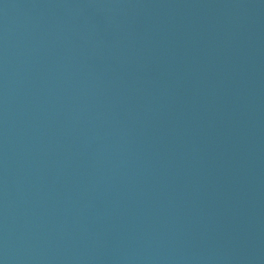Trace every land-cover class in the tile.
Listing matches in <instances>:
<instances>
[{
    "label": "water",
    "instance_id": "1",
    "mask_svg": "<svg viewBox=\"0 0 264 264\" xmlns=\"http://www.w3.org/2000/svg\"><path fill=\"white\" fill-rule=\"evenodd\" d=\"M0 264H264L243 0H0Z\"/></svg>",
    "mask_w": 264,
    "mask_h": 264
}]
</instances>
